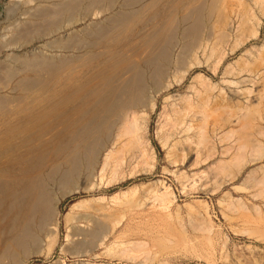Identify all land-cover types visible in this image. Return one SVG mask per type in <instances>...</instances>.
<instances>
[{
	"label": "rangeland",
	"instance_id": "obj_1",
	"mask_svg": "<svg viewBox=\"0 0 264 264\" xmlns=\"http://www.w3.org/2000/svg\"><path fill=\"white\" fill-rule=\"evenodd\" d=\"M29 1L0 0L1 41L23 23L30 25L33 11L55 3ZM114 1L107 11L103 1L101 13L93 9L94 16L61 36L76 31L83 36L87 28V37L95 26L106 28L121 12L146 2L127 7V0ZM223 1L227 25L212 24L215 15L204 25L183 70H170L162 82L167 85L154 97L152 112L147 106L128 118L132 127L115 128L112 134L120 138L98 154L92 176L82 170L73 190L65 189L59 212L80 202L73 214L86 217L76 223L86 236L69 237L74 222L66 225L61 217L53 253L44 258L43 240L37 248L43 254H32L24 264H54L59 258L63 264H264V0ZM41 44L9 51L22 56ZM9 51L0 53V83ZM50 186L60 198L61 191ZM93 229L95 238L89 236ZM0 239L1 245L4 236ZM60 249L66 253L60 255Z\"/></svg>",
	"mask_w": 264,
	"mask_h": 264
},
{
	"label": "bare ground",
	"instance_id": "obj_2",
	"mask_svg": "<svg viewBox=\"0 0 264 264\" xmlns=\"http://www.w3.org/2000/svg\"><path fill=\"white\" fill-rule=\"evenodd\" d=\"M103 1L108 3L107 11L113 0H55L43 10L38 7L41 12L36 9L34 16L29 13L34 19L30 25L25 22L22 30L6 34L11 36L5 37L9 40H0V53L20 50L35 41L43 43L37 51L22 56L9 51L10 64L3 65L5 81L0 83V93L6 94L0 95V237L4 240L0 264H24L42 251L37 248L43 240L47 247L44 258H48L58 242L61 217L66 225L74 222L67 236L78 238L82 232L86 236L85 229L81 227V231L76 224L86 217L73 214L80 202L72 204L66 214L59 212L61 199L68 193L65 189L74 187L82 170L92 172L98 154L116 144V136L120 137L113 136L115 128L123 132L122 126L132 127L128 118H135L147 106L152 112L154 97L167 85L162 82L170 70H183L180 66L189 59L190 44L201 43L204 25L215 15L212 24L222 29L227 20L223 0H146L136 10L121 12L106 28L93 25L96 30L87 31V37V28L81 29L83 36L77 31L61 36L94 16L92 10H98ZM143 1L127 0V7ZM177 36L181 45L174 59L171 55ZM106 164L105 159L103 168ZM50 185L61 191L60 198L52 195ZM94 230H87L89 236H97L98 230ZM59 251L60 255L66 253ZM54 264L63 261L59 258Z\"/></svg>",
	"mask_w": 264,
	"mask_h": 264
}]
</instances>
